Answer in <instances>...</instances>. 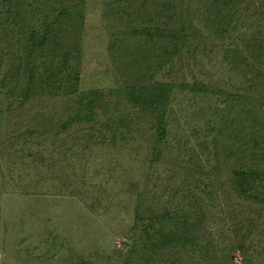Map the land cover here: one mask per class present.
Returning <instances> with one entry per match:
<instances>
[{"label": "rangeland", "instance_id": "rangeland-1", "mask_svg": "<svg viewBox=\"0 0 264 264\" xmlns=\"http://www.w3.org/2000/svg\"><path fill=\"white\" fill-rule=\"evenodd\" d=\"M104 2L86 0L81 89L108 91L145 83L152 72L155 80L171 83L165 160L152 175L154 192L162 202L181 205L201 197L208 207L202 244L218 256L231 253L233 264H264V211L247 213L225 180L207 175L215 165L212 138L223 98L182 87L200 82L239 94L243 100L236 111L253 120L257 79L230 51L248 52L253 64L251 39H264L263 1L242 0L231 29L222 33L208 21L210 0H185V16L197 36L179 53L165 40L134 36L143 24L133 17L128 21ZM120 108L102 112L98 122L122 113L134 117L131 130L122 128L124 137L101 142L89 140L86 126L56 127L59 99L9 108L0 96V264H122L134 219L131 185L147 173L150 141L136 111ZM48 119L54 126L45 133H23L26 126L46 125ZM245 215L254 224L242 235ZM239 243L247 250L245 257L234 248Z\"/></svg>", "mask_w": 264, "mask_h": 264}, {"label": "trees", "instance_id": "trees-1", "mask_svg": "<svg viewBox=\"0 0 264 264\" xmlns=\"http://www.w3.org/2000/svg\"><path fill=\"white\" fill-rule=\"evenodd\" d=\"M240 3L242 0H210L208 21L222 33L227 32ZM104 4L119 9L128 21L133 17L143 24L142 29L133 31L134 36L165 40L174 53L185 49L197 36L185 16V0H106ZM85 6L86 0H0V96L9 108L59 99L62 110L56 127L68 131L86 126V136L101 142L117 135L124 137L134 117L120 113L118 118L112 116L101 124L99 114L116 112L121 105L135 110L148 133L150 155L144 179L131 185L136 193L134 219L122 264H233L231 253L218 256L202 244L208 207L201 197H190L185 205L162 202L152 186V175L165 160L166 119L174 86L155 80L152 72L145 83L108 91L81 89ZM258 39L250 42L253 64L247 60L248 52L230 51L236 59L241 58L238 62L244 61L251 68L257 79L259 91L252 99V121L236 111L243 100L239 94L218 91L200 82L182 87L199 94H221L225 107L212 138L215 165L207 175L225 180L236 203L247 213L259 216L264 211V39ZM53 126L48 119L46 125L26 126L23 133H45ZM253 220L245 215L242 235L251 231ZM234 248L242 257L247 254L241 243Z\"/></svg>", "mask_w": 264, "mask_h": 264}]
</instances>
